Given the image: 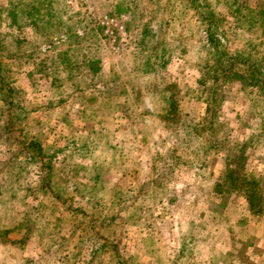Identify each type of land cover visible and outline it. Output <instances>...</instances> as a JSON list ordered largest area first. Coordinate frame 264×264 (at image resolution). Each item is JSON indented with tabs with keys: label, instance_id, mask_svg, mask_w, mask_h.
<instances>
[{
	"label": "rangeland",
	"instance_id": "obj_1",
	"mask_svg": "<svg viewBox=\"0 0 264 264\" xmlns=\"http://www.w3.org/2000/svg\"><path fill=\"white\" fill-rule=\"evenodd\" d=\"M209 1L224 18L219 33L228 49L240 47L251 36L248 22L231 17L223 0ZM246 1L264 10V0ZM26 4L45 13L54 5L48 25L56 36L41 39L22 28L31 55L10 76L13 95L45 141L72 147L73 138L90 135V147L77 146L73 157L85 167L97 159L103 184L120 201L113 206L108 189L99 183L94 190L81 177L61 200L34 192L41 186L36 152L16 175L3 174L0 102V264H264V210L251 215L238 195L224 207L211 192L225 163L242 164L264 186V104L255 90L245 93L227 80L218 84L221 98L205 124L208 85L198 70L206 52L189 1L0 0L2 28L14 29ZM105 17L118 27L102 24ZM261 33L258 27L253 36ZM82 110L95 117H82ZM194 133L203 134L198 144ZM214 142L216 156L203 157L200 147ZM81 206L93 215L117 214L103 250L72 230Z\"/></svg>",
	"mask_w": 264,
	"mask_h": 264
},
{
	"label": "trees",
	"instance_id": "obj_2",
	"mask_svg": "<svg viewBox=\"0 0 264 264\" xmlns=\"http://www.w3.org/2000/svg\"><path fill=\"white\" fill-rule=\"evenodd\" d=\"M188 1L198 16L197 25H199L200 32L203 33L204 37L201 47L206 52V60L204 65L199 67L200 77L198 81L208 85V95L206 97L207 109L206 116L204 117L205 124L212 123L210 117L215 114L212 106L221 98L217 94L218 84L224 83L227 80H237L245 93H254L255 90L264 104V10H257L254 7L249 8L246 0H223L231 17L237 20L239 16L238 19H245L248 22L249 33L251 35L244 38L240 47L229 50L219 33L218 23L224 18H217V10L211 7L210 1ZM45 6L48 7V5ZM53 8L54 5L51 4L48 7L49 10L45 13L32 5H23L19 9V17L15 21V28L8 31L2 28L0 20V57L2 55L11 60V63H3L0 60V102L3 104V112L6 114V120L3 122L1 128L7 146L6 155L2 161L5 166L3 174L16 175L18 170L24 169L22 164L31 158L30 152H36L40 160L38 174L41 186L38 185L34 189V192H49L55 199L61 200L63 194H70L71 186L81 177L89 179L92 182L94 190L97 187L99 188V183L102 184L104 189H108L111 195L110 204L114 206L120 201V193L116 192V190L113 191V188L109 187V185L103 184L104 180H102L101 173L97 171L100 167L99 161L96 159L89 166L85 167V165L80 164L73 157V153L78 147L86 149L90 147L89 144L94 141L92 137L86 133L85 136L81 135L78 139L73 138L71 141L73 142L72 147H69V143L66 142L58 144L59 140L62 142L59 138L53 137L48 140L46 138L45 141L42 136L33 133V124L29 116V110L21 103L20 97L13 95V81H9L10 76L14 69L20 67V59L28 55L25 53L27 42L22 38L20 32L22 33V28L29 27L37 32L38 37L41 39L45 37L52 41L56 35L50 30L48 21L51 19V14H53ZM167 10L164 9V12L167 13ZM258 27L262 31V39H257L253 36L254 30ZM67 32L71 31L67 30L66 34ZM24 54L26 55L24 56ZM174 111L175 106L173 103H169V115L166 114V118L172 120L171 114ZM80 115L90 120L95 117L94 114H86L85 110H82ZM198 134L196 136L194 133V144H198L197 140L199 141L203 135L202 133ZM96 139L101 140V137ZM200 148L203 150L201 151L204 155L203 157H207L208 154H213L212 157H215L219 144L217 145L214 142L211 148H207L205 145H202ZM175 158H177L176 155ZM203 160L205 161V159ZM102 162L101 164L103 165ZM162 164H165V162L163 161ZM164 169L165 167L162 170ZM19 177H16V179ZM148 183L150 182L146 184L148 185ZM211 192L221 199V204L224 207L229 205L232 199L236 200L238 197H241L245 201L251 215L260 216L263 213L264 186L255 175L246 173L242 164L237 163L233 166L232 164L225 163L212 185ZM96 195L94 193L91 199H94ZM87 202L90 203V199ZM79 210L82 212L83 218L78 222H74L75 227L72 230L76 231L79 229L80 234L86 235L89 241L97 242L98 251L103 250L106 247L104 241H108L107 233L111 231L112 223L116 220L117 214L108 213L102 215L100 213L93 215L90 211H84L82 206L79 207Z\"/></svg>",
	"mask_w": 264,
	"mask_h": 264
},
{
	"label": "built area",
	"instance_id": "obj_3",
	"mask_svg": "<svg viewBox=\"0 0 264 264\" xmlns=\"http://www.w3.org/2000/svg\"><path fill=\"white\" fill-rule=\"evenodd\" d=\"M83 1H84V2H88L89 0H83ZM101 23L104 24V25H108V24L111 23V24H113L115 27H118V23L114 22L113 19H107L106 17H105L104 20L101 21ZM119 28L121 29L122 26L120 25Z\"/></svg>",
	"mask_w": 264,
	"mask_h": 264
}]
</instances>
